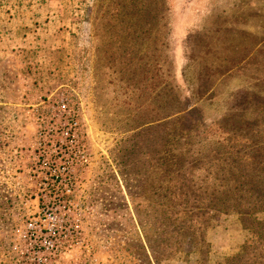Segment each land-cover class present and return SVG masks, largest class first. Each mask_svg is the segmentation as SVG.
Returning a JSON list of instances; mask_svg holds the SVG:
<instances>
[{
	"label": "rangeland",
	"instance_id": "obj_1",
	"mask_svg": "<svg viewBox=\"0 0 264 264\" xmlns=\"http://www.w3.org/2000/svg\"><path fill=\"white\" fill-rule=\"evenodd\" d=\"M200 178L257 203L163 259ZM261 202L264 0H0V264L263 263Z\"/></svg>",
	"mask_w": 264,
	"mask_h": 264
},
{
	"label": "trees",
	"instance_id": "obj_2",
	"mask_svg": "<svg viewBox=\"0 0 264 264\" xmlns=\"http://www.w3.org/2000/svg\"><path fill=\"white\" fill-rule=\"evenodd\" d=\"M192 167L187 170L193 172V175L205 176L203 174L205 172V169L201 164ZM214 169L215 171L208 170L206 174L212 175L214 177V180H217L219 176L218 171H220V168L215 166ZM197 171H199L198 174H195ZM182 174H187L186 170H183ZM240 185L244 187V189L248 192H251L254 189L253 184L243 183ZM187 186L190 187L191 190H193L194 194H197L193 196V205L195 206V203L205 204L208 208V211L201 214L194 213L193 215L186 217L183 216L180 211L184 210V207L182 206L190 204L188 203L189 200L184 202L183 200L175 198L172 199V201L164 200V202L160 203V205L162 206L165 205V203H168L166 207L174 208L176 212V216L173 220H170V218H166L167 221L165 222V224L167 225V227L162 232L163 238H161L158 243V246L162 247L159 253L161 255V258L163 259H170L172 255H174L177 246L180 245L181 238H185L192 243L203 242V246H205L206 244L204 241V237L199 238V236L203 235L202 228L204 227V223L209 220L210 216H214L215 213L218 214V212L235 210L237 209V207H239L240 201L247 206H252V204L256 205L257 203L256 199H252V194L245 199H238L239 196L237 198L233 197L234 195H224V198L217 197L215 193L220 190V184H217L216 182L214 184H210L208 188H206L205 181L203 178H200L197 182L189 181V184ZM222 187L225 188L227 192H233L234 189L236 190L238 186L236 185V183H226L223 184ZM180 189V186H176L177 191H179ZM204 194H211L212 196L205 197ZM261 203V205H263L262 209L264 210V203ZM190 207H192V204ZM204 216H206V218H203ZM174 234H177L178 237L174 238ZM147 241L149 247L151 248L149 240ZM151 250L154 251V249ZM256 264H264V262Z\"/></svg>",
	"mask_w": 264,
	"mask_h": 264
},
{
	"label": "built area",
	"instance_id": "obj_3",
	"mask_svg": "<svg viewBox=\"0 0 264 264\" xmlns=\"http://www.w3.org/2000/svg\"><path fill=\"white\" fill-rule=\"evenodd\" d=\"M73 124H76V122H73Z\"/></svg>",
	"mask_w": 264,
	"mask_h": 264
}]
</instances>
